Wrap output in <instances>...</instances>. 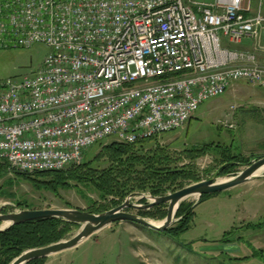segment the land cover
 Returning <instances> with one entry per match:
<instances>
[{"label":"built area","instance_id":"obj_1","mask_svg":"<svg viewBox=\"0 0 264 264\" xmlns=\"http://www.w3.org/2000/svg\"><path fill=\"white\" fill-rule=\"evenodd\" d=\"M244 2L0 0V48L50 49L36 72L0 80V163L63 170L96 143L184 127L235 82L264 89L255 53L231 47L264 31Z\"/></svg>","mask_w":264,"mask_h":264},{"label":"rangeland","instance_id":"obj_2","mask_svg":"<svg viewBox=\"0 0 264 264\" xmlns=\"http://www.w3.org/2000/svg\"><path fill=\"white\" fill-rule=\"evenodd\" d=\"M259 3L264 14V0H250L255 10ZM249 42L250 48L245 50L254 52L255 56L261 54L264 61V31L259 41L250 39ZM49 50L44 43L0 48V80H20L36 72ZM231 105L235 107L232 110L228 109ZM111 142L105 140L102 145L90 146L81 162L92 160L103 145ZM149 147L153 150L162 148V157L168 158L164 166L185 171L163 184L165 194L202 180L215 178L220 181L236 175L250 160L264 154V89L235 82L223 94L205 100L184 127L164 132ZM221 151L242 157L244 163L235 167L234 174L218 175L217 170L222 164ZM109 165L108 157H104L90 166L100 170ZM262 178L264 172L237 187L216 193V199L209 200L214 197L211 196L198 203L195 196L185 198L182 202L191 205L188 211L192 210V219L188 229L178 236L171 237L164 232L120 221L79 244L69 261L63 262L67 254L64 250L58 252L59 255L47 256L42 264L54 259L61 261L57 264H264V213L260 212L256 219L249 220L251 224L247 222L245 226L241 198L234 199L236 194L242 196L245 188L256 186ZM69 183L75 182L71 180ZM230 196L233 198L231 203ZM118 200L114 194L101 197L92 186L82 184L60 188L56 193L37 189L14 173L0 171V213L22 209H110L114 207L112 201ZM140 200L137 197L131 201L144 204ZM166 208L164 204L158 211L142 217L162 221ZM127 211L138 214V210ZM180 217L182 215L177 216ZM78 228V225L69 227L59 240L70 238ZM226 232L230 234L225 238Z\"/></svg>","mask_w":264,"mask_h":264},{"label":"trees","instance_id":"obj_3","mask_svg":"<svg viewBox=\"0 0 264 264\" xmlns=\"http://www.w3.org/2000/svg\"><path fill=\"white\" fill-rule=\"evenodd\" d=\"M156 139L155 137L140 139L133 143L112 141L107 145H103L102 150L92 160L81 162L79 165H72L63 170L27 173L11 170L6 164L0 163V171L14 173L17 177L28 181L35 188L54 193L60 188H69L71 185L92 186L99 192L101 197L109 194L117 195L119 197L118 202L112 201L111 205L115 207L134 192L147 193L152 196L164 195L166 188L163 187V184L185 172L183 169H172L164 166L168 158L162 157V148L153 150L149 147ZM103 142L96 144L102 145ZM165 146L167 147L166 144ZM147 148L149 149L148 152L145 151ZM220 155L222 164L217 170L218 175L234 174L235 167L244 163L239 155L228 152L223 153V151L220 152ZM104 157H108L109 162H111V165L107 168L97 170L96 167L90 166L92 163L100 162V159ZM71 180L75 183L70 184ZM215 194L202 195L198 203ZM140 201L145 203L144 198ZM162 206H154L150 210H138L137 212L141 216H146L151 211H158ZM190 207L191 205H185L182 202L177 211V216L182 215L181 219L167 228L164 233L175 237L186 231L192 219V210L188 211ZM106 210L108 208L87 209V211L93 213ZM73 226L77 225L58 218L26 221L11 226L0 232V264H9L13 257L18 256L26 249L45 246L59 240L67 229ZM227 234H230V232L224 234L225 238ZM45 258L34 259L26 264H42Z\"/></svg>","mask_w":264,"mask_h":264},{"label":"water","instance_id":"obj_4","mask_svg":"<svg viewBox=\"0 0 264 264\" xmlns=\"http://www.w3.org/2000/svg\"><path fill=\"white\" fill-rule=\"evenodd\" d=\"M264 166V154L257 156L249 161L243 170L227 179L217 181L215 178L202 180L196 183L184 186L174 192L161 196H152L147 193L134 192L127 196L122 203L106 211L93 213L81 209H22L19 211L0 213V232H3L13 225L22 224L26 221L42 219H62L64 221L76 224L78 230L70 238L58 240L54 243L29 248L16 256L9 264H26L27 262L44 258L52 254L77 247L91 235L108 225L120 221L131 222L147 229L165 232L180 218H177V211L182 201L195 196L198 200L202 195H210L237 187L260 175H255L258 169ZM144 198V204L132 202L133 198ZM167 205L166 215L161 223L156 224L137 213L129 212L128 209L150 210L154 206Z\"/></svg>","mask_w":264,"mask_h":264},{"label":"crops","instance_id":"obj_5","mask_svg":"<svg viewBox=\"0 0 264 264\" xmlns=\"http://www.w3.org/2000/svg\"><path fill=\"white\" fill-rule=\"evenodd\" d=\"M191 1L202 2V3H213L216 0H191ZM247 2H248V0H245L244 4H247ZM249 4H250V2H249ZM251 6L252 5H250L251 12L246 13V15H253L257 11L258 7H259V10L261 11L260 3H259V6L256 8V10ZM262 15L264 16V14H262ZM249 40L250 39H244L240 43L234 44L233 48L236 47V49H249L250 48ZM256 56H257L258 61L262 65H264V61L262 59L263 56L261 54H257ZM243 192L244 193L242 196L236 194V196H234V199L237 197L241 198V202H240L241 213L244 215L243 219L246 221V223H244V225L247 226L248 223L251 224V221H249V220L256 219L258 214H260V212L264 213V178H262L256 186H251V187L249 186V188H245V190H243ZM217 197L218 196H214V197L210 198L209 200L216 199ZM228 200L231 203V201H233V198L230 196V198H228ZM231 209H233V205H231ZM80 245H78L75 248L65 250V252L67 254H65L66 256L64 257L63 262L69 261L71 259V256L80 247ZM54 255H59V253L54 254ZM58 262L60 263L61 261H58ZM58 262H56L54 259L52 261L49 260V262H46L45 264H57Z\"/></svg>","mask_w":264,"mask_h":264},{"label":"bare ground","instance_id":"obj_6","mask_svg":"<svg viewBox=\"0 0 264 264\" xmlns=\"http://www.w3.org/2000/svg\"><path fill=\"white\" fill-rule=\"evenodd\" d=\"M264 171V166L263 167H261L260 169H258L257 170V172L255 173V175H260L262 172ZM162 221L160 220V221H154V223H156V224H159V223H161Z\"/></svg>","mask_w":264,"mask_h":264}]
</instances>
